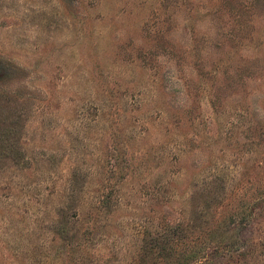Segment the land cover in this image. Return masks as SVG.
<instances>
[{"label": "rangeland", "instance_id": "1", "mask_svg": "<svg viewBox=\"0 0 264 264\" xmlns=\"http://www.w3.org/2000/svg\"><path fill=\"white\" fill-rule=\"evenodd\" d=\"M189 258L264 264V0H0V264Z\"/></svg>", "mask_w": 264, "mask_h": 264}, {"label": "trees", "instance_id": "2", "mask_svg": "<svg viewBox=\"0 0 264 264\" xmlns=\"http://www.w3.org/2000/svg\"><path fill=\"white\" fill-rule=\"evenodd\" d=\"M241 225V222L237 225L238 227ZM222 235H223V237H222V241H219L221 244H223V245H221L220 243H218L217 245L218 246H222V248H224V249H226L227 247H228V249H226L227 251V253L226 254H229L230 252H233L232 250H233V248H234V245H230V244H224L223 242H226L230 237H232L233 236V230H224L223 232H222ZM228 236H230V237H228ZM210 248V247H209ZM209 252V250L208 249H206L205 250V247L204 248H200V251H199V253H202V252H204L203 254H206V252ZM207 255H208V253H207ZM198 260V259H197ZM195 260L193 259V258H189V259H187V261H186V263H182V264H192L193 262H194ZM200 261V260H199ZM188 262V263H187Z\"/></svg>", "mask_w": 264, "mask_h": 264}]
</instances>
